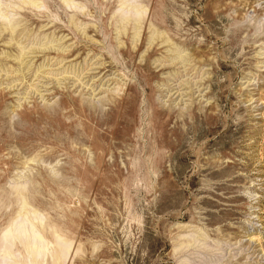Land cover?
Returning <instances> with one entry per match:
<instances>
[{
    "label": "rangeland",
    "instance_id": "obj_1",
    "mask_svg": "<svg viewBox=\"0 0 264 264\" xmlns=\"http://www.w3.org/2000/svg\"><path fill=\"white\" fill-rule=\"evenodd\" d=\"M0 264H264V0H0Z\"/></svg>",
    "mask_w": 264,
    "mask_h": 264
}]
</instances>
